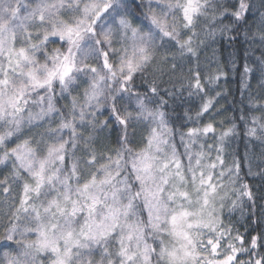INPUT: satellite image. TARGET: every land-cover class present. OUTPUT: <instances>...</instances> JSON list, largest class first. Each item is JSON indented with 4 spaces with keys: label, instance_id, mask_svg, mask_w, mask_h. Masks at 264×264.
<instances>
[{
    "label": "snow or ice",
    "instance_id": "obj_1",
    "mask_svg": "<svg viewBox=\"0 0 264 264\" xmlns=\"http://www.w3.org/2000/svg\"><path fill=\"white\" fill-rule=\"evenodd\" d=\"M218 39L248 44L227 121ZM237 136L264 148V0H0V264H264Z\"/></svg>",
    "mask_w": 264,
    "mask_h": 264
},
{
    "label": "trees",
    "instance_id": "obj_2",
    "mask_svg": "<svg viewBox=\"0 0 264 264\" xmlns=\"http://www.w3.org/2000/svg\"><path fill=\"white\" fill-rule=\"evenodd\" d=\"M248 49V44L243 40H240L235 45L229 44L226 40L218 39L215 43V55H213L212 48H209L201 56V60L205 61L211 60L212 64H205V67L211 68L215 71V63L219 62V66L228 72L227 80H221L219 82V87L221 88L222 94L219 98V111L224 115L221 119L227 121L228 119L239 116L244 105L241 103L243 96L242 88V68L241 66L245 62V53ZM259 50L256 51L255 55L259 56ZM232 60L236 61V66L233 67ZM251 67L255 70V76L250 81L253 88L256 87L260 79V72L256 68V63L254 60L249 58ZM237 123H240L237 121ZM245 145H248L250 151L256 152L257 154L264 151V148L258 142L252 144L248 143L246 138L237 136L230 151L233 154H238L239 156H244ZM236 219L239 220L237 227H240L245 222L239 218V214H236Z\"/></svg>",
    "mask_w": 264,
    "mask_h": 264
}]
</instances>
